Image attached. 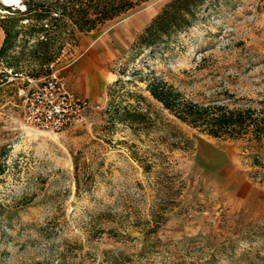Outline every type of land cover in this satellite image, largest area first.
I'll return each mask as SVG.
<instances>
[{
	"label": "rangeland",
	"instance_id": "374dc122",
	"mask_svg": "<svg viewBox=\"0 0 264 264\" xmlns=\"http://www.w3.org/2000/svg\"><path fill=\"white\" fill-rule=\"evenodd\" d=\"M170 1L63 36L48 76L2 77L0 264H264V134L214 138L148 90L161 81L264 124V0H212L190 27L141 45ZM5 6L0 19L14 15ZM92 43L111 53L101 109L59 133L27 126L25 96L53 76L69 89Z\"/></svg>",
	"mask_w": 264,
	"mask_h": 264
},
{
	"label": "trees",
	"instance_id": "16d2710c",
	"mask_svg": "<svg viewBox=\"0 0 264 264\" xmlns=\"http://www.w3.org/2000/svg\"><path fill=\"white\" fill-rule=\"evenodd\" d=\"M25 11L3 7L13 17L0 19L5 38L0 48V85L11 71L15 77L24 75L39 79L52 73L63 43L60 39L76 40L78 34L96 30L147 0H21ZM212 0H172L146 28L141 45L154 46L172 33L188 28L201 7ZM27 21L26 24H23ZM59 45V47H58ZM18 52L16 53V50ZM28 60V61H27ZM28 62V65L25 63ZM152 97L177 119L200 129L214 138L237 139L250 134L258 140L264 124L252 117V111L230 109L226 105H205L185 100L180 93L161 81L149 83ZM0 149V176L6 172Z\"/></svg>",
	"mask_w": 264,
	"mask_h": 264
},
{
	"label": "built area",
	"instance_id": "2783aa9c",
	"mask_svg": "<svg viewBox=\"0 0 264 264\" xmlns=\"http://www.w3.org/2000/svg\"><path fill=\"white\" fill-rule=\"evenodd\" d=\"M13 4L7 7L26 10L21 0ZM100 109V104L71 92L63 78L53 76L25 96L24 121L31 128L59 133L84 125Z\"/></svg>",
	"mask_w": 264,
	"mask_h": 264
},
{
	"label": "crops",
	"instance_id": "0c3cea01",
	"mask_svg": "<svg viewBox=\"0 0 264 264\" xmlns=\"http://www.w3.org/2000/svg\"><path fill=\"white\" fill-rule=\"evenodd\" d=\"M3 32L0 28V43L3 42ZM110 56V51L103 45L94 43L88 45L82 55L67 69L69 89L92 102H100L98 100L103 98L107 85L103 62Z\"/></svg>",
	"mask_w": 264,
	"mask_h": 264
},
{
	"label": "bare ground",
	"instance_id": "6f19581e",
	"mask_svg": "<svg viewBox=\"0 0 264 264\" xmlns=\"http://www.w3.org/2000/svg\"><path fill=\"white\" fill-rule=\"evenodd\" d=\"M3 4H7V5H14L13 3H15V0H10V2L5 3V0H0Z\"/></svg>",
	"mask_w": 264,
	"mask_h": 264
},
{
	"label": "snow or ice",
	"instance_id": "6c2138e0",
	"mask_svg": "<svg viewBox=\"0 0 264 264\" xmlns=\"http://www.w3.org/2000/svg\"><path fill=\"white\" fill-rule=\"evenodd\" d=\"M10 2V0H5V3ZM16 3H19V0H15Z\"/></svg>",
	"mask_w": 264,
	"mask_h": 264
}]
</instances>
